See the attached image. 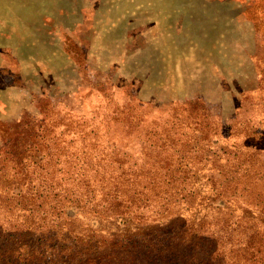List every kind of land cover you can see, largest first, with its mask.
<instances>
[{"label": "rangeland", "instance_id": "1", "mask_svg": "<svg viewBox=\"0 0 264 264\" xmlns=\"http://www.w3.org/2000/svg\"><path fill=\"white\" fill-rule=\"evenodd\" d=\"M95 129L85 156L114 142L138 173L213 141L264 160V0H0V167L50 175Z\"/></svg>", "mask_w": 264, "mask_h": 264}, {"label": "trees", "instance_id": "2", "mask_svg": "<svg viewBox=\"0 0 264 264\" xmlns=\"http://www.w3.org/2000/svg\"><path fill=\"white\" fill-rule=\"evenodd\" d=\"M72 133L89 143L82 156L68 151L50 175L0 167V264H264V160L256 146L184 144L176 157L141 165L144 174L114 142L85 156L100 148L96 129ZM38 135L21 137L19 149ZM159 149L169 155L173 146ZM22 156L10 169H28Z\"/></svg>", "mask_w": 264, "mask_h": 264}]
</instances>
